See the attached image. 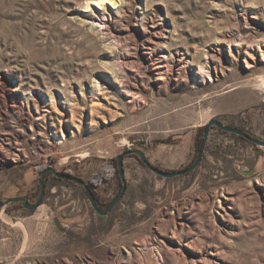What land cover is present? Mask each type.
<instances>
[{"label": "rangeland", "instance_id": "374dc122", "mask_svg": "<svg viewBox=\"0 0 264 264\" xmlns=\"http://www.w3.org/2000/svg\"><path fill=\"white\" fill-rule=\"evenodd\" d=\"M88 1L0 0V199L55 168L108 203L119 155L185 169L212 119L264 139V0ZM125 170L107 216L53 174L0 209V264H264L263 146L212 128L189 175Z\"/></svg>", "mask_w": 264, "mask_h": 264}, {"label": "water", "instance_id": "95a60500", "mask_svg": "<svg viewBox=\"0 0 264 264\" xmlns=\"http://www.w3.org/2000/svg\"><path fill=\"white\" fill-rule=\"evenodd\" d=\"M212 128H219L223 131L234 133L254 143L255 145L264 147V139L260 138L257 135H254L252 132L246 129L239 128V127L226 125L219 119H212L204 126V137L201 142V145L199 146L197 150V155L194 159L193 164L185 169L167 171L160 167H157L154 164H152V162L148 159L147 154L143 150H140V149H129L125 151L123 154L119 155L117 157V167L119 170V177L122 182V189L120 193L112 201L108 202L107 204H104L102 200L99 199L95 195L89 183L85 181L83 178H80V177H77L75 175L68 174L65 172H60L55 168H49L42 173V177L40 180V188H39L40 195L36 202L34 203L31 202L29 196L13 197L5 201L0 199V209L5 208L11 204H23L24 207L28 210H32V211L38 210L44 204L46 194H47L46 192L47 181H48L49 176L53 174L55 177L59 179L67 180L68 182H73L77 184L78 186H80L84 195L91 202L94 210L101 216H107L118 205V203L124 198L126 191L128 189V182H127L126 170H125V158L126 157L136 155L144 163L146 167H149L150 169H152L154 173L164 178L170 179V178H175V177H179L183 175H189L195 172L203 161L207 142H208L209 135H210Z\"/></svg>", "mask_w": 264, "mask_h": 264}, {"label": "bare ground", "instance_id": "6f19581e", "mask_svg": "<svg viewBox=\"0 0 264 264\" xmlns=\"http://www.w3.org/2000/svg\"><path fill=\"white\" fill-rule=\"evenodd\" d=\"M86 5L88 8L93 7L98 10L118 9L121 7V0H89ZM258 79L260 88L264 92V77L260 76Z\"/></svg>", "mask_w": 264, "mask_h": 264}, {"label": "trees", "instance_id": "16d2710c", "mask_svg": "<svg viewBox=\"0 0 264 264\" xmlns=\"http://www.w3.org/2000/svg\"><path fill=\"white\" fill-rule=\"evenodd\" d=\"M202 132V134H201V137L198 139V141H199V143H198V146H200L201 145V142H202V140H203V137H204V129L201 131ZM199 148V147H198ZM142 162V161H141ZM193 162H194V160H193ZM193 162L191 163V165L193 164ZM143 163V162H142ZM144 164V163H143ZM191 165H189V166H191ZM188 166V167H189ZM187 168V167H186ZM117 171H118V173H119V170H118V168H117ZM68 174H70V173H68ZM101 178H103L104 179V177H101ZM102 179V180H103ZM102 180L99 178V176H95L94 177V179H91L90 181H89V185H90V187H96V186H98L101 182H102ZM121 187H122V184H121ZM121 191V190H120ZM94 193H95V195L97 196V194H96V192L94 191ZM120 193V192H119Z\"/></svg>", "mask_w": 264, "mask_h": 264}, {"label": "flooded vegetation", "instance_id": "af4514ba", "mask_svg": "<svg viewBox=\"0 0 264 264\" xmlns=\"http://www.w3.org/2000/svg\"><path fill=\"white\" fill-rule=\"evenodd\" d=\"M50 178V177H49ZM103 202V201H102ZM104 203V202H103ZM104 204H107V203H104Z\"/></svg>", "mask_w": 264, "mask_h": 264}]
</instances>
